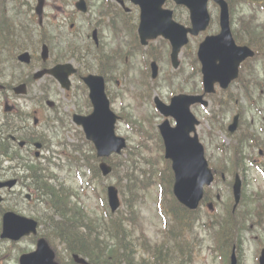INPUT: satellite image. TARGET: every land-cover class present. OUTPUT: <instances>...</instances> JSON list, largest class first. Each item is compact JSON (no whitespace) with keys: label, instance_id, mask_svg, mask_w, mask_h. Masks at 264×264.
Masks as SVG:
<instances>
[{"label":"rangeland","instance_id":"374dc122","mask_svg":"<svg viewBox=\"0 0 264 264\" xmlns=\"http://www.w3.org/2000/svg\"><path fill=\"white\" fill-rule=\"evenodd\" d=\"M20 1L23 2L24 0H20ZM27 1L28 2L30 1L29 8H33L36 5V0H27ZM47 1H48V4H50V5L46 6V9H45L46 12L48 13V15L51 17L53 14L56 13V14H58V17L61 18L62 13L59 12V9L65 7V5L59 0H47ZM70 9L75 10L74 7H71ZM66 10H68L67 7H66ZM28 13H31V11H29ZM177 13H178V17L180 20L182 19V20H186V21L190 22L189 12L186 8L180 6L177 9ZM76 14H77V20H79L80 22H82V20H83V22H84L83 15L79 14L78 12H76ZM20 18H21L22 24L24 26H26L25 25L26 16L24 14H22L20 16ZM49 21L50 20H47L48 23H49ZM58 24H60V23L58 22ZM32 26H35V24ZM216 29H217V27H216ZM49 31L52 34L55 33L53 27H51ZM86 32L90 33V31L87 28H86ZM39 50H40V46L36 50H34V51L31 50V51L35 55H38V54H40ZM4 56L10 58L9 64L12 63V55L11 54H9L7 51H5ZM191 56H193L192 53H191ZM52 60H55V56H54L53 52L51 51V61ZM39 65H40V62L36 61L33 67H36ZM3 66L5 67L6 63ZM194 66L197 67V61L195 60V58H190V61L188 58V60L185 62V74H186V76H190L191 74H193L192 70H193ZM20 69H24L25 71L31 70L30 68H25V67L24 68L20 67ZM174 73H175V71H169V74H171V75H174ZM196 79L199 80V78H196ZM178 80H179V77L178 78L176 77L175 81H178ZM165 81H166L165 76L163 74H161V76L157 82L158 83V90H156V91L154 90L150 94H152L154 96L156 94H158L159 96H162L161 95V93H162L166 98L164 100H167L168 95H172V91H170L171 88L168 86V84ZM192 83H193V81L191 82V84ZM48 84H51L49 86L50 91L55 92L56 91V85H52L51 80L44 78L43 80L38 81L32 85L31 93H38L40 91L41 87L48 85ZM234 91L236 92V90H234ZM80 93H81V90L77 89L76 94L74 92L71 95L70 102H69V105L71 107H74V103H76V100L81 101L79 99ZM144 96L146 97V99L144 98L143 103L138 104V108H136L135 104L133 106V98L132 97H129L125 100L117 101L116 105L123 107L124 112L130 113V115H132V117L134 114V116L136 118H138V119L141 118V120H142V117H143V115H145V113H149L150 116L153 115L152 114L153 113V109H152L153 106H152V103L149 102V100H148L149 99L148 94L145 93L143 95V97ZM225 96H226L227 100L232 99V97H233V95H231L230 93H226ZM227 100H224L223 108H228L231 111L235 110L236 106L234 105V103L233 102L228 103ZM241 100H243L242 107L247 108V101H245L243 99V97H241ZM196 110L199 111L198 108H196ZM44 113L48 114V112L45 110H44ZM41 115H42V113H41ZM135 117H134V120H136ZM156 121H158V120L156 119ZM211 126H213V124ZM122 128L124 130H126V132H129L131 141H138L139 137L134 133L133 130L129 129L128 126H126V125H123ZM54 129H55V131H54ZM62 131H63V129L59 128L57 126V123H52L51 126H48L47 130H46V132L48 134L55 137L53 139V142H56L58 135H60ZM68 134H69L68 137H67V134H65V137H66V141L69 142L68 150L70 151L71 154L73 152V145L74 144H77V145L79 144L84 149H86V146L82 141H78L77 137H73V134L75 135L74 131H69ZM65 150H66V147H65ZM208 152L212 154L213 158L217 156L215 154L213 148H209ZM136 153H137V150H135L131 155L125 154L121 158L115 159L117 169L119 172H121L120 174L123 173L128 178L131 177L134 173L136 175L139 174L138 173L139 167H138V162L136 160ZM77 155H78V157L82 158V155L79 152H77ZM130 156L132 158V161H128V158H130ZM56 162H58V161H56ZM61 162L66 165L65 159H63ZM133 166H136L137 170ZM218 166L221 167L219 160H218ZM75 169L76 168L73 167L72 173H71V175H72L71 179L73 181V187L76 189V191L82 197V200L80 201V203H78L79 206L84 205L87 212L91 215H95V213H96L99 217L106 216L107 215V207L105 205H103L102 202L100 201V197L101 198L105 197V193L102 190V182H97V181L95 182V185H96L95 187L97 188V191H95L94 184H93L92 187L86 188V191L83 192L81 189L82 187L79 184V179L75 174ZM61 171L63 174H65V170H61ZM118 171H115L113 176L106 177L104 182H110V181L117 182V181H119ZM234 171H235V169L233 168L231 172H228L229 180L232 179ZM125 182H126V180H123L122 184H124ZM214 185H215V187H218L221 189V192L223 193V199H224L223 202H218V207H219L220 212L217 213L216 216H218V218H219L221 215H223L222 213H225V209H226L227 205L231 204V198H230L231 197V187H230L228 182L223 183V182H221V180H217ZM159 192H160L159 187H157V186L152 187L147 192L146 201H144L142 204H139L140 210H141L140 215L138 213L139 218L141 219L145 230L148 231V233L152 236V238H156V235L158 236V234H159V233H157L158 230L163 227L162 221L159 218L160 216L157 212V207H158L157 204L159 201ZM97 193L100 195V197L97 196ZM4 194L6 196V200L3 203V205L1 206V208L3 207L4 209H8V208L13 207L16 204L15 200L17 199V197L13 195L14 194L13 192L12 193L4 192ZM75 199L76 198H72V202H75ZM167 205H168V208L170 210L175 208L178 213H181V214L184 213L183 209L177 205V203L175 202V200L172 198V196L169 193H167ZM1 208H0V211H1ZM11 209H14V208H11ZM229 209H231V206ZM121 211L126 212V207L124 206ZM240 211L236 214L237 219L239 221L241 220L240 215H239ZM1 213L2 212H0V217L2 215ZM206 218H208V217H206ZM0 223H1V221H0ZM260 231H261V233L259 234V232H256L253 230L249 231V230L243 229V232L240 235V238H242V242L239 244L240 248L238 247V250H239L238 251V258H239V253L241 251L240 257L242 258V264H258V262L256 260V258H257L256 256H257L258 249H259L258 240L261 237V235L264 233V231H262V230H260ZM177 232L180 235L179 239L184 237V236H182L183 231L177 229ZM184 238L186 239V241H189L190 243L193 244L195 255L197 257L195 264H221L220 259L219 258L214 259L213 255L209 253L208 249H204L202 253L200 252L199 240L205 238V241H207L209 239L207 232H205L203 230V232L201 233L200 236H197L195 233H187L186 237H184ZM207 244H209V240H208ZM54 245L57 247L59 254L63 258H66V260H69L68 251L65 249V247L57 241H54ZM33 247H34V244L32 242H30V240H19V241H13L12 242V241H6V240L3 241L0 238V264H17V260L19 259L20 254H22V252L24 251V248L32 249ZM139 252H141V250ZM67 264H69V263H67Z\"/></svg>","mask_w":264,"mask_h":264},{"label":"water","instance_id":"95a60500","mask_svg":"<svg viewBox=\"0 0 264 264\" xmlns=\"http://www.w3.org/2000/svg\"><path fill=\"white\" fill-rule=\"evenodd\" d=\"M197 1H201V0H197ZM205 1V0H204ZM212 179V175L209 173L207 176H206V181L207 182H210ZM193 193L191 194H185L184 196H182V200L189 203L190 205H194L196 202L192 203L193 202ZM10 230V229H9ZM7 228H5L4 230V236H15V235H21L23 233V230H11L9 231ZM37 258L35 257L34 260L32 261H35ZM31 260V259H30ZM262 263L264 264V257L262 258ZM22 264H31V262L29 263V258L27 259H24L22 258ZM42 264H44V261L42 262ZM49 264V263H48Z\"/></svg>","mask_w":264,"mask_h":264},{"label":"flooded vegetation","instance_id":"af4514ba","mask_svg":"<svg viewBox=\"0 0 264 264\" xmlns=\"http://www.w3.org/2000/svg\"><path fill=\"white\" fill-rule=\"evenodd\" d=\"M243 37H245L243 34H242ZM27 197V195H26ZM27 203L29 204V207L30 209H34L35 205H38L40 203V197L38 194H31L27 197ZM40 222V221H39ZM42 225V224H41ZM40 225V226H41ZM37 237V236H35ZM38 238V237H37ZM38 240V239H37Z\"/></svg>","mask_w":264,"mask_h":264},{"label":"trees","instance_id":"16d2710c","mask_svg":"<svg viewBox=\"0 0 264 264\" xmlns=\"http://www.w3.org/2000/svg\"><path fill=\"white\" fill-rule=\"evenodd\" d=\"M95 260H96V261H98V259H97V258H96Z\"/></svg>","mask_w":264,"mask_h":264}]
</instances>
